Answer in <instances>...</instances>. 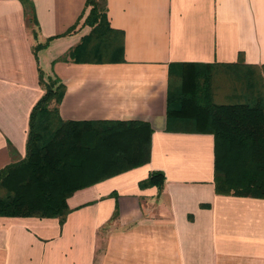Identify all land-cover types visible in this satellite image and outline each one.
I'll return each mask as SVG.
<instances>
[{
  "label": "crops",
  "instance_id": "0c3cea01",
  "mask_svg": "<svg viewBox=\"0 0 264 264\" xmlns=\"http://www.w3.org/2000/svg\"><path fill=\"white\" fill-rule=\"evenodd\" d=\"M32 1L37 38L61 35L36 61L21 1L0 0V168L25 155L44 91L38 64L64 84L63 119L148 121L150 157L73 191L63 222L0 215V264H264V197L216 193L212 134L166 120L173 62L239 65L261 78L264 0H105L122 33L87 40V60L69 55L91 29L86 0ZM250 77L241 99L264 103ZM152 169L164 172L162 187H139Z\"/></svg>",
  "mask_w": 264,
  "mask_h": 264
},
{
  "label": "trees",
  "instance_id": "16d2710c",
  "mask_svg": "<svg viewBox=\"0 0 264 264\" xmlns=\"http://www.w3.org/2000/svg\"><path fill=\"white\" fill-rule=\"evenodd\" d=\"M20 1L26 21L36 27L33 1ZM85 6L89 9L83 23L91 29L70 50L75 60L89 58L84 46L90 38L107 36L110 31L122 33L109 25L105 0H86ZM32 34L37 36L36 28ZM58 35L33 45L36 61L38 50ZM212 65L170 64L167 126L181 125L212 134L216 193L264 197V103L259 98L213 101ZM37 70L44 91L29 113L25 155L0 168V215L57 216L63 222L70 210L67 197L73 191L148 161L152 127L138 119H63L58 111L63 82L56 76L45 80L39 64ZM164 179L162 170L152 169L138 186L161 188Z\"/></svg>",
  "mask_w": 264,
  "mask_h": 264
},
{
  "label": "rangeland",
  "instance_id": "374dc122",
  "mask_svg": "<svg viewBox=\"0 0 264 264\" xmlns=\"http://www.w3.org/2000/svg\"><path fill=\"white\" fill-rule=\"evenodd\" d=\"M89 7V6H88ZM87 7V8H88ZM27 26L32 33V29L36 28L32 22H27ZM33 35V34H32ZM34 38V44L36 42H42L36 37ZM44 75V79L48 78ZM250 75L247 70L239 65L235 67H214L211 71V85L213 97L212 100L215 102H228L237 101L241 99L240 91L246 86L247 80ZM263 77V78H262ZM262 78V79H261ZM261 78L259 75L250 77L253 87V92L260 93L264 91V72Z\"/></svg>",
  "mask_w": 264,
  "mask_h": 264
}]
</instances>
